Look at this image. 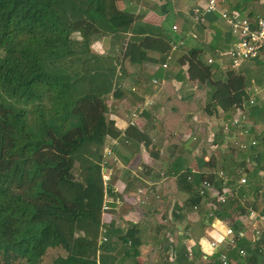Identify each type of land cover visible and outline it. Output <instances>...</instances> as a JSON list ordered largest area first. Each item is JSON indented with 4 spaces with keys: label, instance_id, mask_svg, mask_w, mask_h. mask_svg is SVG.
<instances>
[{
    "label": "trees",
    "instance_id": "16d2710c",
    "mask_svg": "<svg viewBox=\"0 0 264 264\" xmlns=\"http://www.w3.org/2000/svg\"><path fill=\"white\" fill-rule=\"evenodd\" d=\"M185 22L199 36L202 23ZM101 38L108 47L92 52ZM178 39L116 0H0V264H42L48 251L49 264H105L111 235L125 253L138 246L135 227L106 229L100 220L101 147L119 136L105 100L123 97L124 63L154 62V54L163 64ZM200 54L189 48L176 63L208 85L204 113L240 106L242 77L228 70L216 79ZM200 199L194 193L191 204Z\"/></svg>",
    "mask_w": 264,
    "mask_h": 264
},
{
    "label": "crops",
    "instance_id": "0c3cea01",
    "mask_svg": "<svg viewBox=\"0 0 264 264\" xmlns=\"http://www.w3.org/2000/svg\"><path fill=\"white\" fill-rule=\"evenodd\" d=\"M204 4L205 0H116L118 9L141 14L144 22L162 27L174 39L180 36L184 45L170 53L164 68L154 54L148 55L154 62L124 63L123 97L105 100L106 119L119 136L105 137L101 147L107 193L100 220L106 229L124 232L135 227L139 242L125 253L128 246L111 235L109 252L103 254L105 264L112 260L113 264H219L224 251L231 264H264V251L255 250L259 242L247 218V208L264 213V52L255 61L230 68L227 51L234 40L218 14L205 16L197 37L192 34L197 29L185 22L193 6ZM235 9L250 17L261 15L264 0H238ZM172 25L179 33L171 32ZM108 44V39H97L91 48L99 50L92 52L102 54ZM189 48L200 49L203 62L212 59L216 79H224L228 70L242 77L246 100L240 106L204 113L208 85L188 80L185 66L176 63ZM133 112L136 116L131 119ZM240 115L244 120L238 126L228 124ZM219 171L225 175L224 185ZM197 177L206 179L212 191L210 197L191 204L195 187H188ZM240 178L245 179L243 184ZM217 196L226 197L225 203L218 204ZM220 206L225 209L220 211ZM227 226L242 230L236 248L243 249L244 256L227 248L225 239L218 244L213 240L224 236ZM201 237L217 248L202 249Z\"/></svg>",
    "mask_w": 264,
    "mask_h": 264
},
{
    "label": "built area",
    "instance_id": "2783aa9c",
    "mask_svg": "<svg viewBox=\"0 0 264 264\" xmlns=\"http://www.w3.org/2000/svg\"><path fill=\"white\" fill-rule=\"evenodd\" d=\"M238 0H205L203 7L193 6L189 12V18L193 22L203 23L205 16L213 13H217L220 20L223 21L227 32L230 37L233 38V42L227 51L230 68L237 67L240 63L246 61H255L258 56L264 52V13L261 15H255L250 17L248 15H242L235 5ZM233 4L230 8H222V5ZM172 33L177 34L178 28L175 25L170 27ZM171 52L179 49L184 45L181 37L177 41L171 40ZM170 60V55H167L166 61ZM206 65L212 64V59L207 58L204 62ZM165 67V63L161 65ZM152 83H155L153 80ZM136 114L133 112L130 117L133 119ZM244 120V116L240 115L237 118L231 119L228 124L231 126H238L241 121ZM132 125V122H129ZM226 129V128H225ZM254 142H251L253 145ZM108 154V152H106ZM104 162V161H103ZM218 178H220L221 185L225 184V175L222 171L217 173ZM106 179L102 176V181ZM187 181L189 182L191 178L188 176ZM245 182L244 178L239 179V183L243 184ZM212 191L211 184L206 180L202 179L198 185L195 187V193L199 198L210 197ZM216 201L218 204H223L226 201V197L217 196ZM192 211L197 210V205L191 207ZM210 211L209 216L213 215ZM247 218L251 219L253 227L252 233L253 238L259 243L255 246L257 252L264 251V213L255 212L250 208H247ZM227 229H230V233H227ZM103 232V231H102ZM226 247L229 249L236 248V242L238 239L243 237L242 230H233L230 226H227L224 230ZM105 237L101 236L100 242H104ZM217 248V244L212 242ZM213 249V248H211ZM236 252L239 256H244L243 249H237ZM219 264H231L226 256L225 251L219 254Z\"/></svg>",
    "mask_w": 264,
    "mask_h": 264
},
{
    "label": "clouds",
    "instance_id": "9594fccd",
    "mask_svg": "<svg viewBox=\"0 0 264 264\" xmlns=\"http://www.w3.org/2000/svg\"><path fill=\"white\" fill-rule=\"evenodd\" d=\"M215 225H213L214 227ZM227 233H230V229L226 230ZM225 239V236H220L219 238H217L216 236H213V240L216 241V243H222L223 240ZM200 245L201 248L203 249L205 246L209 247V248H213L215 247V245L212 243V241H210L207 237H201L200 239Z\"/></svg>",
    "mask_w": 264,
    "mask_h": 264
},
{
    "label": "rangeland",
    "instance_id": "374dc122",
    "mask_svg": "<svg viewBox=\"0 0 264 264\" xmlns=\"http://www.w3.org/2000/svg\"><path fill=\"white\" fill-rule=\"evenodd\" d=\"M98 48L95 46V45H92V48H91V50L93 51V50H97ZM99 50V49H98ZM97 50V51H98ZM96 51V52H97ZM72 173H73V175L75 176L76 175V173H77V170H76V166L73 168V170H72ZM54 252L53 251H48L47 252V254H45V257H44V259H43V263L42 264H49V261H50V259L54 256Z\"/></svg>",
    "mask_w": 264,
    "mask_h": 264
}]
</instances>
